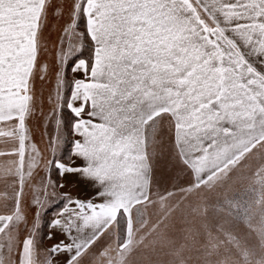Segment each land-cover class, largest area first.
<instances>
[{
  "label": "snow or ice",
  "instance_id": "1",
  "mask_svg": "<svg viewBox=\"0 0 264 264\" xmlns=\"http://www.w3.org/2000/svg\"><path fill=\"white\" fill-rule=\"evenodd\" d=\"M0 158V264H264V0H0Z\"/></svg>",
  "mask_w": 264,
  "mask_h": 264
},
{
  "label": "rangeland",
  "instance_id": "2",
  "mask_svg": "<svg viewBox=\"0 0 264 264\" xmlns=\"http://www.w3.org/2000/svg\"><path fill=\"white\" fill-rule=\"evenodd\" d=\"M1 159V158H0ZM4 211V209L2 208V207H0V212H3ZM47 243V242H46Z\"/></svg>",
  "mask_w": 264,
  "mask_h": 264
},
{
  "label": "crops",
  "instance_id": "3",
  "mask_svg": "<svg viewBox=\"0 0 264 264\" xmlns=\"http://www.w3.org/2000/svg\"><path fill=\"white\" fill-rule=\"evenodd\" d=\"M2 159V158H1Z\"/></svg>",
  "mask_w": 264,
  "mask_h": 264
}]
</instances>
